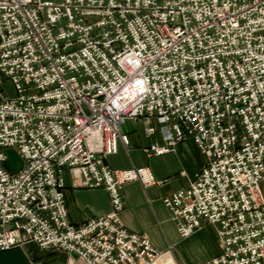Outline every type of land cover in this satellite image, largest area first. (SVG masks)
<instances>
[{"label":"built area","instance_id":"built-area-1","mask_svg":"<svg viewBox=\"0 0 264 264\" xmlns=\"http://www.w3.org/2000/svg\"><path fill=\"white\" fill-rule=\"evenodd\" d=\"M4 78L17 96L0 95V253L36 243L77 264H155L119 219L123 187L155 176L105 160L129 145L127 121L156 120L150 157L192 140L207 158L163 200L179 233L216 228L206 264H264V0H0ZM65 171L107 190L113 212L72 225Z\"/></svg>","mask_w":264,"mask_h":264},{"label":"crops","instance_id":"crops-1","mask_svg":"<svg viewBox=\"0 0 264 264\" xmlns=\"http://www.w3.org/2000/svg\"><path fill=\"white\" fill-rule=\"evenodd\" d=\"M148 124L157 130L155 134L148 135ZM148 124L146 121L130 120L122 125L120 130L129 137V145L125 146L120 142L117 155L105 160L115 171L147 167L156 179L155 184L147 187L138 181L123 187L125 207L119 213V219L129 232L151 239L154 247L161 253L155 264H206L221 253L218 235L210 236L203 228L184 238L163 200L180 190L189 189L207 164V158L192 140L180 143L175 153L150 157L146 149L153 144L163 145L164 142L161 124L156 120H151ZM63 177L66 183V206L72 225H84L89 219L104 217L113 212L107 190L81 188L79 180L69 171H65ZM77 262L76 255L71 256L64 251H45L36 243L0 253V264Z\"/></svg>","mask_w":264,"mask_h":264},{"label":"rangeland","instance_id":"rangeland-1","mask_svg":"<svg viewBox=\"0 0 264 264\" xmlns=\"http://www.w3.org/2000/svg\"><path fill=\"white\" fill-rule=\"evenodd\" d=\"M0 95H2L4 97H8V98H12L14 96H17V91L15 90V86H14L12 80H9L8 78L3 79V82L0 84ZM6 153L8 156V161L6 164H7V167L9 170L16 171L22 167V165H23L22 160L18 156L16 150L9 149L6 151ZM203 230L206 234H208L210 236H212V235L216 236V234L218 235V233L216 232V228L212 225H207L206 227H204ZM218 243H219V241H218Z\"/></svg>","mask_w":264,"mask_h":264}]
</instances>
